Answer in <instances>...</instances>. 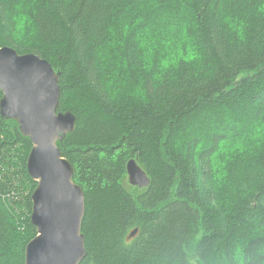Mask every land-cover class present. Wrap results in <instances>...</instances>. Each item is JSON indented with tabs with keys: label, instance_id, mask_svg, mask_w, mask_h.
Wrapping results in <instances>:
<instances>
[{
	"label": "trees",
	"instance_id": "trees-1",
	"mask_svg": "<svg viewBox=\"0 0 264 264\" xmlns=\"http://www.w3.org/2000/svg\"><path fill=\"white\" fill-rule=\"evenodd\" d=\"M4 47L47 61L76 116L80 264H264V0H0ZM31 150L0 114V264L38 235Z\"/></svg>",
	"mask_w": 264,
	"mask_h": 264
},
{
	"label": "water",
	"instance_id": "water-1",
	"mask_svg": "<svg viewBox=\"0 0 264 264\" xmlns=\"http://www.w3.org/2000/svg\"><path fill=\"white\" fill-rule=\"evenodd\" d=\"M0 90L1 116L15 121L33 146L27 169L37 183L32 223L38 235L26 247L25 264H80L87 256L82 234L86 199L74 183L72 165L58 147L75 130L77 119L71 112H57L61 97L58 74L38 56L3 48ZM127 170L132 186L150 185L135 161L127 164ZM137 233L135 230L131 237Z\"/></svg>",
	"mask_w": 264,
	"mask_h": 264
},
{
	"label": "bare ground",
	"instance_id": "bare-ground-1",
	"mask_svg": "<svg viewBox=\"0 0 264 264\" xmlns=\"http://www.w3.org/2000/svg\"><path fill=\"white\" fill-rule=\"evenodd\" d=\"M4 48H9V47H4ZM0 49H3V48H0ZM12 49V48H11ZM56 74H57V72H56ZM59 110H57V112H58ZM32 148H33V146H32ZM31 153V152H30ZM30 156V155H29ZM29 159V158H28ZM131 161H135L136 163H137V165H138V167H139V169L142 171V172H144L145 173V175H146V177L150 180V178H149V176H148V174L146 173V171L145 170H143L142 168H141V166H139V164H138V162L136 161V160H131ZM130 162V161H129ZM128 162V163H129ZM28 164V163H27ZM127 172H128V170H127ZM128 179H129V174H128ZM129 183H130V181H129ZM150 183H151V180H150ZM131 185V184H130ZM132 186V185H131ZM133 187H137V188H139V189H141V190H143V189H147V188H141V187H139V186H133ZM132 187V188H133ZM85 195V194H84ZM32 199H33V196H32ZM32 213H33V210H32ZM31 220H32V216H31ZM37 229V228H36ZM38 232V231H37ZM37 237V236H36ZM85 243H86V240H85ZM86 259V258H85Z\"/></svg>",
	"mask_w": 264,
	"mask_h": 264
},
{
	"label": "rangeland",
	"instance_id": "rangeland-1",
	"mask_svg": "<svg viewBox=\"0 0 264 264\" xmlns=\"http://www.w3.org/2000/svg\"><path fill=\"white\" fill-rule=\"evenodd\" d=\"M137 188V187H136Z\"/></svg>",
	"mask_w": 264,
	"mask_h": 264
}]
</instances>
